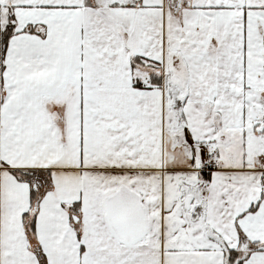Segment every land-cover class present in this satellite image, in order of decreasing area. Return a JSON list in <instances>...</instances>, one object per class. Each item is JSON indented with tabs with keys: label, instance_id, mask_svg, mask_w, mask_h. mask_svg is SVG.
Segmentation results:
<instances>
[{
	"label": "snow or ice",
	"instance_id": "6c2138e0",
	"mask_svg": "<svg viewBox=\"0 0 264 264\" xmlns=\"http://www.w3.org/2000/svg\"><path fill=\"white\" fill-rule=\"evenodd\" d=\"M0 264H264V0H0Z\"/></svg>",
	"mask_w": 264,
	"mask_h": 264
}]
</instances>
